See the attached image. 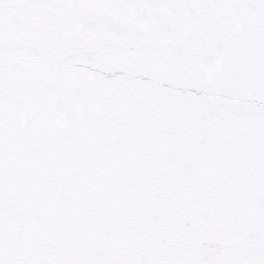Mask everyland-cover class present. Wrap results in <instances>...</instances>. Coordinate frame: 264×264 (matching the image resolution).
Instances as JSON below:
<instances>
[{"label": "snow or ice", "instance_id": "1", "mask_svg": "<svg viewBox=\"0 0 264 264\" xmlns=\"http://www.w3.org/2000/svg\"><path fill=\"white\" fill-rule=\"evenodd\" d=\"M0 264H264V0H0Z\"/></svg>", "mask_w": 264, "mask_h": 264}]
</instances>
